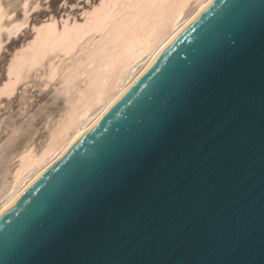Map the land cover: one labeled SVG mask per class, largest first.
<instances>
[{"label": "water", "instance_id": "water-1", "mask_svg": "<svg viewBox=\"0 0 264 264\" xmlns=\"http://www.w3.org/2000/svg\"><path fill=\"white\" fill-rule=\"evenodd\" d=\"M226 34L241 42L234 55ZM190 56L215 69L189 86L195 117L90 228L55 229V213L131 163ZM0 264H264V0H211L181 28L0 214Z\"/></svg>", "mask_w": 264, "mask_h": 264}, {"label": "bare ground", "instance_id": "bare-ground-1", "mask_svg": "<svg viewBox=\"0 0 264 264\" xmlns=\"http://www.w3.org/2000/svg\"><path fill=\"white\" fill-rule=\"evenodd\" d=\"M210 1L98 0L83 10L80 19L49 16L30 24V37L18 45L6 65L0 99L11 96L31 75L39 77L42 88L54 83L55 91L64 99L44 139L39 144L27 142L12 156L14 162L0 184V214L123 94L167 42ZM22 5L21 17L7 23L0 17V48L2 30L10 37L27 24L26 1Z\"/></svg>", "mask_w": 264, "mask_h": 264}, {"label": "rangeland", "instance_id": "rangeland-1", "mask_svg": "<svg viewBox=\"0 0 264 264\" xmlns=\"http://www.w3.org/2000/svg\"><path fill=\"white\" fill-rule=\"evenodd\" d=\"M23 1L27 3V24L17 34L10 37L6 36V30L1 32L0 81L5 76V68L12 52L30 37L32 33L30 24L41 22L49 16H54L57 20L63 17L80 19L84 9L98 2V0H0L4 11L3 13L1 10L0 17H3L1 20L7 23L21 17L24 8ZM36 77L32 78L31 75V78H28L29 81L26 80V83L19 84L20 86H17L11 96L0 99V184L6 178L7 171L14 162L12 156L31 140L39 144L45 137L47 126L63 105V94L55 91L54 83L42 88L41 80L38 76Z\"/></svg>", "mask_w": 264, "mask_h": 264}, {"label": "snow or ice", "instance_id": "snow-or-ice-1", "mask_svg": "<svg viewBox=\"0 0 264 264\" xmlns=\"http://www.w3.org/2000/svg\"><path fill=\"white\" fill-rule=\"evenodd\" d=\"M241 46L240 40L231 34H226L221 41V49L230 51L233 55ZM197 49L193 48V52ZM187 63L194 70L188 72L185 87L168 98L167 103L160 107L161 117L154 121L150 132L140 136L131 149V163L120 167L112 179H98L85 187L74 199L71 214L61 211L54 214L51 224L59 229L66 222L74 228H90L93 222L106 214L111 204L121 200L128 188L135 184L140 173L149 169L157 157L165 151L170 143L183 131L185 123L193 119L197 113L196 106L191 102L189 86L195 91V86L202 78H206L214 66L202 61L200 58L189 57ZM137 123H141L137 120ZM55 210V200L50 203ZM42 228L44 226H41Z\"/></svg>", "mask_w": 264, "mask_h": 264}]
</instances>
